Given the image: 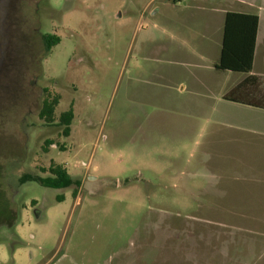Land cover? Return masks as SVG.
I'll list each match as a JSON object with an SVG mask.
<instances>
[{"label": "rangeland", "instance_id": "374dc122", "mask_svg": "<svg viewBox=\"0 0 264 264\" xmlns=\"http://www.w3.org/2000/svg\"><path fill=\"white\" fill-rule=\"evenodd\" d=\"M168 2L2 1L0 264H264V115L211 68L226 9L259 16L262 64L264 0ZM51 164L77 184L30 181Z\"/></svg>", "mask_w": 264, "mask_h": 264}, {"label": "trees", "instance_id": "16d2710c", "mask_svg": "<svg viewBox=\"0 0 264 264\" xmlns=\"http://www.w3.org/2000/svg\"><path fill=\"white\" fill-rule=\"evenodd\" d=\"M168 1L175 4L180 0ZM258 24L259 16L256 14L225 13L219 55L214 68L216 71L245 76L223 96L224 100L264 110V87H262L264 79L251 75ZM42 39L47 51L59 43V38L53 35H44ZM44 92L45 97L41 103L38 117L44 123L51 124L59 97L51 95L46 89ZM72 119V108L62 112L58 118L59 123L63 126L64 137L68 136ZM47 173L45 178H30V181L49 189H66L77 184L63 165L51 164L47 168ZM13 238L15 245H19V238L17 236H13ZM15 245H8L9 250L12 251Z\"/></svg>", "mask_w": 264, "mask_h": 264}, {"label": "crops", "instance_id": "0c3cea01", "mask_svg": "<svg viewBox=\"0 0 264 264\" xmlns=\"http://www.w3.org/2000/svg\"><path fill=\"white\" fill-rule=\"evenodd\" d=\"M172 5H176V3L172 4ZM227 12H238V13L255 14V13H250V12H246V11H228L227 9L223 10L220 13L221 14L220 36L219 37L217 36V39H216L217 57H216L215 61H213V63H211V68L213 70H215L214 65H215V63H216V61L218 59V55H219V49H220L221 38H222L223 19H224L225 13H227ZM259 32H260V18H259V24H258V32H257V37H256V44H255L254 59H253L251 75L264 78V55H263V58H262V64L259 65V54H260L259 47H260L261 39H262L261 38V34H259ZM218 72H220V71H218ZM229 73H231V72H229ZM244 77L245 76L242 75V74L237 75L235 77V79H234L235 82L232 83L233 85H231V87L228 89V91L231 90L238 82L242 81L244 79ZM223 96L221 97V99L223 100L225 105L236 107L237 112L240 111L239 113H242L243 115H245V117L243 116V119L247 118V116H250V117H254L255 116V117H257L259 115L258 113H260V115H264V110L263 109H258V108H254V107L238 104V103L229 102V101L224 100ZM248 114H250V115H248ZM251 119L256 120V119H261V118H251ZM246 127L249 128V129H253L252 131L264 134V127L263 128L261 127L262 129H256L254 126H251V127L250 126H246Z\"/></svg>", "mask_w": 264, "mask_h": 264}, {"label": "flooded vegetation", "instance_id": "af4514ba", "mask_svg": "<svg viewBox=\"0 0 264 264\" xmlns=\"http://www.w3.org/2000/svg\"><path fill=\"white\" fill-rule=\"evenodd\" d=\"M2 1H3V0H0V8H1ZM1 20H2V19H0V21H1Z\"/></svg>", "mask_w": 264, "mask_h": 264}]
</instances>
